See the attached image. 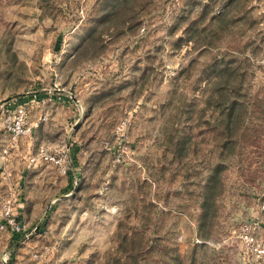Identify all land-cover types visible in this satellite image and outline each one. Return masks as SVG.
Listing matches in <instances>:
<instances>
[{
  "label": "rangeland",
  "instance_id": "1",
  "mask_svg": "<svg viewBox=\"0 0 264 264\" xmlns=\"http://www.w3.org/2000/svg\"><path fill=\"white\" fill-rule=\"evenodd\" d=\"M5 104L0 264L260 263L264 0H0Z\"/></svg>",
  "mask_w": 264,
  "mask_h": 264
},
{
  "label": "built area",
  "instance_id": "2",
  "mask_svg": "<svg viewBox=\"0 0 264 264\" xmlns=\"http://www.w3.org/2000/svg\"><path fill=\"white\" fill-rule=\"evenodd\" d=\"M41 120H47V115H43ZM0 124L2 128L9 134L12 143L6 145L2 152L1 157L3 160H7L11 154L14 145L19 144V140L29 136L33 132V123L31 122L30 111L26 107V104L18 105H2L0 109ZM30 162L42 161L47 164L56 166L62 174H67L71 169V156L66 150L57 152H51L48 149L41 148L35 156L30 157ZM262 211H264V202L261 205ZM11 208L9 207L5 211V216L1 222V227L4 225L9 227L12 232H22L24 224L22 221H18L16 217L11 214ZM0 222V223H1ZM245 230V229H243ZM246 241L252 238L249 235V231L243 234ZM258 258L261 259L259 264H264V248H258Z\"/></svg>",
  "mask_w": 264,
  "mask_h": 264
},
{
  "label": "trees",
  "instance_id": "3",
  "mask_svg": "<svg viewBox=\"0 0 264 264\" xmlns=\"http://www.w3.org/2000/svg\"><path fill=\"white\" fill-rule=\"evenodd\" d=\"M19 219H20V217H19ZM14 234H20L21 232H13Z\"/></svg>",
  "mask_w": 264,
  "mask_h": 264
}]
</instances>
